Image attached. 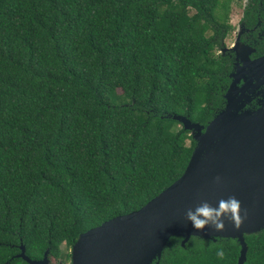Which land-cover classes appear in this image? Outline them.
I'll return each instance as SVG.
<instances>
[{"label":"trees","instance_id":"trees-1","mask_svg":"<svg viewBox=\"0 0 264 264\" xmlns=\"http://www.w3.org/2000/svg\"><path fill=\"white\" fill-rule=\"evenodd\" d=\"M231 3L0 0V264H28L21 246L70 264L80 234L183 175L196 143L162 116L206 125L224 107ZM245 239V264H264V231ZM182 240L159 264L240 256L237 240Z\"/></svg>","mask_w":264,"mask_h":264},{"label":"water","instance_id":"water-1","mask_svg":"<svg viewBox=\"0 0 264 264\" xmlns=\"http://www.w3.org/2000/svg\"><path fill=\"white\" fill-rule=\"evenodd\" d=\"M262 76L264 56L233 74L224 107L206 125L183 115H163L181 123L196 143L183 175L141 209L80 234L70 249V264H159L175 237L183 239V246L192 237L237 240V264H245V237L264 231V98L252 105ZM233 196L241 202L239 229L228 216L223 231L211 226L198 230L186 219L187 211L203 202L218 207L221 199ZM16 257L28 264H50L48 252L32 260L25 246Z\"/></svg>","mask_w":264,"mask_h":264},{"label":"flooded vegetation","instance_id":"flooded-vegetation-1","mask_svg":"<svg viewBox=\"0 0 264 264\" xmlns=\"http://www.w3.org/2000/svg\"><path fill=\"white\" fill-rule=\"evenodd\" d=\"M235 1L236 6L241 8L239 11L240 20L234 25L230 17L228 29L221 39L217 52L218 55L226 58L231 66L228 72L230 79L228 89L233 82V74H237L248 63L250 64L264 56V0ZM235 1L231 3V12ZM261 79L264 80V76ZM243 84L244 80L242 79L240 86ZM256 93L257 97H254L252 105L258 104L264 98V82L256 89Z\"/></svg>","mask_w":264,"mask_h":264},{"label":"clouds","instance_id":"clouds-1","mask_svg":"<svg viewBox=\"0 0 264 264\" xmlns=\"http://www.w3.org/2000/svg\"><path fill=\"white\" fill-rule=\"evenodd\" d=\"M226 216L231 218L235 228L239 229L241 227L243 223L241 202L234 196L226 200L221 199L218 207H213L208 202H203L194 211L189 209L186 213V219L198 230L211 226L216 231H223L225 228L224 217ZM217 255L223 256V251H219Z\"/></svg>","mask_w":264,"mask_h":264},{"label":"rangeland","instance_id":"rangeland-1","mask_svg":"<svg viewBox=\"0 0 264 264\" xmlns=\"http://www.w3.org/2000/svg\"><path fill=\"white\" fill-rule=\"evenodd\" d=\"M232 1H235V0H232ZM237 5V3H236V1L233 3V6H232V16H230L231 17V22H232V24H237L238 23V21L240 20V13H239V11H240V7L239 6H236ZM66 249V247H65V245H63V250H65Z\"/></svg>","mask_w":264,"mask_h":264}]
</instances>
